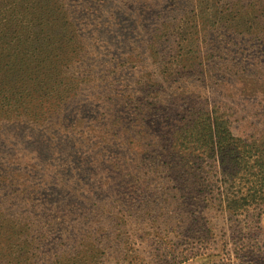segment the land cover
<instances>
[{
  "label": "rangeland",
  "instance_id": "1",
  "mask_svg": "<svg viewBox=\"0 0 264 264\" xmlns=\"http://www.w3.org/2000/svg\"><path fill=\"white\" fill-rule=\"evenodd\" d=\"M38 1L63 11L88 44L69 74L104 78L118 69L130 75V65L137 77L147 73L148 118L133 124L127 156L155 170L139 175L143 185L133 204L124 201L120 181L80 198L68 194L56 205L4 189L0 250L7 241L17 250L0 251V264H16L20 254L21 264H264V0ZM23 25L18 18L1 28ZM64 28H50L49 38H60ZM29 58L15 67L25 68ZM1 72L0 101L30 95L23 104L9 102L17 112L36 111L32 97L51 91L47 77L29 80L8 67ZM201 113L211 114L214 141L228 148L186 159L182 130L188 123L203 128L194 120ZM3 119L0 134L12 125ZM16 125L32 133L26 142L40 141L33 124ZM139 126L144 139L136 136ZM142 144H149L148 156ZM183 164L207 171L195 174ZM20 229L25 232L17 235Z\"/></svg>",
  "mask_w": 264,
  "mask_h": 264
},
{
  "label": "trees",
  "instance_id": "2",
  "mask_svg": "<svg viewBox=\"0 0 264 264\" xmlns=\"http://www.w3.org/2000/svg\"><path fill=\"white\" fill-rule=\"evenodd\" d=\"M53 8L38 0H0V73L8 67L15 68L29 80L41 75L49 79L48 88L51 89L50 93L43 90L32 97L36 101L34 112L28 108H23L21 112L9 108V104L15 101L21 100L22 104L27 102L29 94L19 92L14 98L1 97L0 118L12 125L0 134V195L6 193L4 189H9L17 196L25 195L29 198L28 202L56 205L68 194L80 198L88 191L120 181L126 189L122 194L124 201L133 204L137 199L135 190L143 185L139 175L148 176L155 170L149 168L152 165L147 168L146 165L135 166L132 155L127 156L129 146L133 145L128 142L130 132L134 133L133 124L140 122L142 126L148 118L147 99L150 91L146 88L147 73L137 77L133 69L135 66L130 65L131 71L128 73L131 76L120 73L118 69L112 70L104 78H77L74 72L69 74V67L88 54V44L83 38L78 40L76 27L69 24V17L63 15L59 8ZM18 18L25 23L20 29L1 28L5 22L13 24ZM51 20H55V23ZM46 25L47 28H44ZM56 26L66 28L61 30L60 38H49L48 31ZM45 29V35H39ZM50 40L52 42L44 45ZM73 46L78 47L75 48L77 52L70 54ZM28 55L30 62L25 68L15 67L14 62L19 63ZM115 57L112 53L109 59ZM59 65L67 69L57 71ZM53 73H56L54 77ZM137 92L141 93V101L135 95ZM88 111L93 117L84 116ZM197 118L203 121V128H190L188 123V128L182 130L188 138L187 142L180 139L183 157L199 160L210 158L217 148L227 150L228 145L214 141L215 128L211 114L201 113L194 120ZM89 119L95 123L89 122ZM101 121H104L102 126ZM17 123L33 124L39 130L40 141L26 142L32 133L25 128H20V132ZM140 126L136 136L144 139L145 130ZM12 127H18L17 131ZM1 136L6 139L3 143ZM148 147L149 144L143 145L141 154L148 156ZM182 167H190L195 174L207 171L200 166L196 168L183 164ZM139 168L143 172L135 174ZM16 204L19 205V202ZM4 218L0 219V230ZM22 232L25 231L18 230L17 235ZM28 238L21 249L29 245ZM7 242L2 243L0 251L5 247V252L17 250ZM17 256L22 254L16 255V264H21L22 258L18 260Z\"/></svg>",
  "mask_w": 264,
  "mask_h": 264
}]
</instances>
